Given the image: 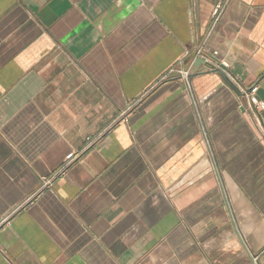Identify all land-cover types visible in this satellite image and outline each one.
Returning a JSON list of instances; mask_svg holds the SVG:
<instances>
[{"label": "crops", "instance_id": "crops-1", "mask_svg": "<svg viewBox=\"0 0 264 264\" xmlns=\"http://www.w3.org/2000/svg\"><path fill=\"white\" fill-rule=\"evenodd\" d=\"M253 85L264 0H0V264H264Z\"/></svg>", "mask_w": 264, "mask_h": 264}, {"label": "built area", "instance_id": "built-area-1", "mask_svg": "<svg viewBox=\"0 0 264 264\" xmlns=\"http://www.w3.org/2000/svg\"><path fill=\"white\" fill-rule=\"evenodd\" d=\"M221 10H222V6L220 5L217 6V8L214 10L213 12L214 23L218 21ZM197 58H203L206 62L213 64L216 67V69L222 72L225 76H228L226 73L227 65L224 62L216 63L213 58L204 56V54H202V51H198L196 53L195 60ZM193 63H190L187 67H185L183 70H180L178 72V74L185 80L186 85L189 88H190L191 68L193 66ZM256 91H257V86L255 85H253L252 87H249L248 91L242 90V96L244 99L243 107L244 109L250 110L253 113L254 117H256L257 115L262 113V111H264V103L258 101V99L256 98ZM78 158H79V155H76L74 153L67 155L65 157V161L62 164L60 171L54 175L53 179L58 178ZM252 261L254 264H257V258H253Z\"/></svg>", "mask_w": 264, "mask_h": 264}, {"label": "water", "instance_id": "water-1", "mask_svg": "<svg viewBox=\"0 0 264 264\" xmlns=\"http://www.w3.org/2000/svg\"><path fill=\"white\" fill-rule=\"evenodd\" d=\"M200 68L202 69V72H208V73H218L221 75V72L216 69V67L209 63L206 62L203 58H197L192 66L191 72L192 74H197L199 73ZM222 80L227 84L228 87H230L234 92H236V88L232 85V83L228 80V78L222 74L221 75Z\"/></svg>", "mask_w": 264, "mask_h": 264}]
</instances>
